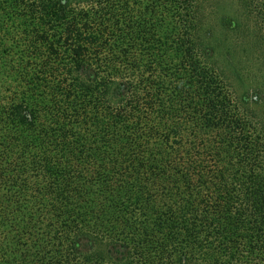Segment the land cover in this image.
Returning <instances> with one entry per match:
<instances>
[{"label": "trees", "instance_id": "16d2710c", "mask_svg": "<svg viewBox=\"0 0 264 264\" xmlns=\"http://www.w3.org/2000/svg\"><path fill=\"white\" fill-rule=\"evenodd\" d=\"M200 7L0 0V264H264V121Z\"/></svg>", "mask_w": 264, "mask_h": 264}, {"label": "rangeland", "instance_id": "374dc122", "mask_svg": "<svg viewBox=\"0 0 264 264\" xmlns=\"http://www.w3.org/2000/svg\"><path fill=\"white\" fill-rule=\"evenodd\" d=\"M200 1V35L216 49L226 84L237 100L251 102V110L264 121V68L254 60L251 38L246 33L252 34L254 21L247 19L235 32L232 22L239 20L236 0Z\"/></svg>", "mask_w": 264, "mask_h": 264}]
</instances>
